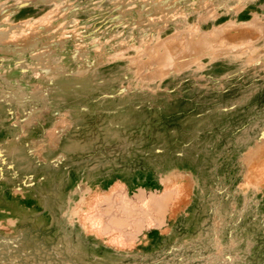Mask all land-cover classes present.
Instances as JSON below:
<instances>
[{
    "label": "rangeland",
    "instance_id": "obj_1",
    "mask_svg": "<svg viewBox=\"0 0 264 264\" xmlns=\"http://www.w3.org/2000/svg\"><path fill=\"white\" fill-rule=\"evenodd\" d=\"M0 264H264V0H0Z\"/></svg>",
    "mask_w": 264,
    "mask_h": 264
},
{
    "label": "bare ground",
    "instance_id": "obj_2",
    "mask_svg": "<svg viewBox=\"0 0 264 264\" xmlns=\"http://www.w3.org/2000/svg\"><path fill=\"white\" fill-rule=\"evenodd\" d=\"M3 35H5L4 33H3ZM24 122H25V125H23L25 128L26 127H28V128H32V126H33V120H32V115H30V116H28L25 120H24ZM58 144V142L55 144V146ZM36 154H37V156L39 157V158H43V154H42V152H41V150L40 149H37V151H36ZM14 159H13V161L12 162H9L8 164L9 165H11L12 167H15V166H25L24 165V160H25V153H24V151L22 150V151H19V152H16L15 153V156L13 157ZM85 212H86V210H85ZM84 212V213H85ZM88 213V212H87ZM87 213H85V214H87ZM74 214H77V212L76 211H74ZM84 214V215H85ZM89 214V213H88ZM90 215V214H89ZM86 216V215H85ZM84 216V219L86 218ZM88 216V215H87ZM89 218H91L90 216H88ZM87 217V218H88ZM88 218V219H89ZM91 220V219H90ZM89 220V221H90ZM94 220V221H93ZM88 221L86 220V223H87ZM90 222H92L91 224H92V226L94 227V228H96V229H99L100 227H101V221L99 220V219H97V218H94V219H92ZM86 223H84V224H86Z\"/></svg>",
    "mask_w": 264,
    "mask_h": 264
}]
</instances>
